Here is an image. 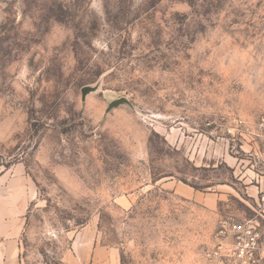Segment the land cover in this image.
Returning <instances> with one entry per match:
<instances>
[{
	"label": "rangeland",
	"instance_id": "374dc122",
	"mask_svg": "<svg viewBox=\"0 0 264 264\" xmlns=\"http://www.w3.org/2000/svg\"><path fill=\"white\" fill-rule=\"evenodd\" d=\"M263 118L264 0H0L19 264H80L78 234L101 264H212L231 219L264 235Z\"/></svg>",
	"mask_w": 264,
	"mask_h": 264
},
{
	"label": "crops",
	"instance_id": "0c3cea01",
	"mask_svg": "<svg viewBox=\"0 0 264 264\" xmlns=\"http://www.w3.org/2000/svg\"><path fill=\"white\" fill-rule=\"evenodd\" d=\"M19 171L12 167L0 173V264H19L20 224L35 196L26 176ZM78 235L72 247H78L80 264H101L105 248L95 246V236L81 239Z\"/></svg>",
	"mask_w": 264,
	"mask_h": 264
},
{
	"label": "built area",
	"instance_id": "2783aa9c",
	"mask_svg": "<svg viewBox=\"0 0 264 264\" xmlns=\"http://www.w3.org/2000/svg\"><path fill=\"white\" fill-rule=\"evenodd\" d=\"M259 126L264 131V118ZM219 234L214 250L207 254L212 264H264V235L251 220L231 219Z\"/></svg>",
	"mask_w": 264,
	"mask_h": 264
},
{
	"label": "water",
	"instance_id": "95a60500",
	"mask_svg": "<svg viewBox=\"0 0 264 264\" xmlns=\"http://www.w3.org/2000/svg\"><path fill=\"white\" fill-rule=\"evenodd\" d=\"M95 90V87L94 86H90V85H85L81 88V96H82V99L85 98V96L90 93L91 91ZM122 104H128L130 105V102L129 100L126 98V97H120V98H117V99H114L112 100L111 102H109L107 108H106V112H109L111 109L115 108V107H118Z\"/></svg>",
	"mask_w": 264,
	"mask_h": 264
}]
</instances>
